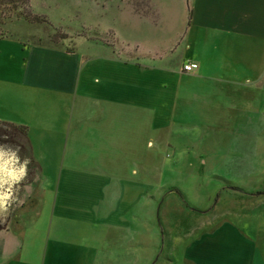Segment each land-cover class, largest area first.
I'll return each instance as SVG.
<instances>
[{"label":"crops","instance_id":"1","mask_svg":"<svg viewBox=\"0 0 264 264\" xmlns=\"http://www.w3.org/2000/svg\"><path fill=\"white\" fill-rule=\"evenodd\" d=\"M181 1L186 4L184 30L174 26L177 14L170 0H139L140 5L134 2L118 9L117 38L125 33L124 43L138 48L141 59L157 58L161 52L160 58L184 77L180 86L188 98L202 95L218 102L214 97L218 92L233 101L241 96L239 87L232 93L221 86L199 89V93L196 88L206 78L217 82L214 71L226 69L229 49L264 41V0ZM143 19L149 25L137 28ZM122 26L125 32H119ZM78 46L70 51L65 45L0 38V108L5 109L0 112V121L25 127L41 171L33 178L35 190L30 191V181L24 179L27 172L18 167L15 153L8 147L0 148V264H29L23 260V251L31 217L35 227L39 220L46 221L45 234L37 233L39 243L35 242L45 247L43 264L160 261L152 246L155 221L140 218V189L130 181L114 172L80 169L82 173L76 168L69 172L73 175L69 182L73 179L74 184L62 183V174L52 184L42 182L46 169L61 167L62 151L68 154L67 145L62 147L67 125L78 129L77 125L84 122L91 133L89 141L112 142L107 114L110 107L113 112L114 104L120 105L123 90L119 84L130 80L129 75L114 71L115 61L123 60L115 46L96 39H85ZM99 60L106 65L104 82L97 76ZM189 61L199 63L200 69L183 73L182 65ZM110 82H114L112 90H108ZM109 94L118 96L117 103ZM228 109L236 110L233 105ZM70 112L72 124L68 122ZM70 151H75L74 144ZM84 156L96 158L99 153ZM162 257L161 264H263L254 242L229 222L214 233H200L187 244L183 258L173 253Z\"/></svg>","mask_w":264,"mask_h":264},{"label":"rangeland","instance_id":"2","mask_svg":"<svg viewBox=\"0 0 264 264\" xmlns=\"http://www.w3.org/2000/svg\"><path fill=\"white\" fill-rule=\"evenodd\" d=\"M132 1L33 0L31 11L46 16L47 22L14 15L4 27L7 38L39 45H65L70 51L77 50L85 39L102 40L115 46L118 56L125 60H116L114 71L130 76L129 81L119 84L123 90L120 105L114 104L113 112L110 107L107 114L112 124V142L89 141L91 133L84 122L77 125L78 129L67 125L62 147L67 145L68 154L62 151L61 167L46 169L42 182L52 184L62 174V183L74 184L73 179L69 182L73 176L69 172L76 168L84 172H114L130 181L140 189V218L155 221L152 246L160 258L156 264L171 253L183 258L187 244L200 233H214L228 222L254 242L259 261L264 264V41L229 49L226 69L214 71L217 82L206 78L196 88L199 93V89L221 86L223 91L232 93L239 87L241 96L228 101L227 94L217 92L214 97L218 102L202 95L188 98L180 86L184 77L160 58L161 52L157 58L141 59L138 48L124 43L125 33L117 38L114 30L119 27L118 9H126L134 2L139 4V0ZM170 2L176 8L174 26L184 30L186 4L179 0ZM146 24L149 25L147 20H139L137 28ZM125 30L122 26L119 32ZM53 34L66 37L55 42ZM99 61L97 76L104 82L106 65ZM112 83L108 90L113 89ZM110 96L118 101L116 94ZM232 105L236 110L228 109ZM1 111L5 109L0 108ZM68 122L73 123L72 112ZM73 144L75 151H70ZM1 147L15 153L18 167L27 172L24 179L30 181L29 190H35L33 178L41 171L25 127L0 121ZM89 152L99 156H84ZM35 222L34 217L27 222L23 260L43 264L45 247L35 242L39 243L37 233L45 234L46 221L39 220L36 227Z\"/></svg>","mask_w":264,"mask_h":264},{"label":"trees","instance_id":"3","mask_svg":"<svg viewBox=\"0 0 264 264\" xmlns=\"http://www.w3.org/2000/svg\"><path fill=\"white\" fill-rule=\"evenodd\" d=\"M32 2L33 0H0V38L7 37L4 35V27L14 15L18 17L24 16L25 19L30 21L47 22L46 16H41L31 11ZM55 35H52L55 42H58L60 38L66 37V35Z\"/></svg>","mask_w":264,"mask_h":264},{"label":"built area","instance_id":"4","mask_svg":"<svg viewBox=\"0 0 264 264\" xmlns=\"http://www.w3.org/2000/svg\"><path fill=\"white\" fill-rule=\"evenodd\" d=\"M200 68L199 64H197L196 62H187L184 67H183V71L184 72H193L195 70H198Z\"/></svg>","mask_w":264,"mask_h":264}]
</instances>
